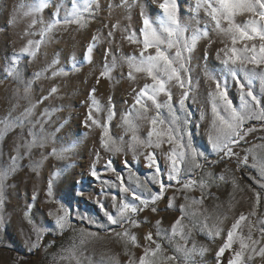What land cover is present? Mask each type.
<instances>
[{
  "label": "rangeland",
  "instance_id": "obj_1",
  "mask_svg": "<svg viewBox=\"0 0 264 264\" xmlns=\"http://www.w3.org/2000/svg\"><path fill=\"white\" fill-rule=\"evenodd\" d=\"M35 2L0 0V120L9 113L12 117H22L31 108L32 112L26 119L41 121L44 130L43 147H33L28 155L21 147L23 159L3 181L5 202L0 210L4 217V224L0 225V264H77V261L80 264H129L130 260H138L144 255L149 244L145 236L149 232L154 234L156 243L161 246L154 255H150L153 264H228L232 250H226L219 258L217 253L227 232L241 214L251 221L252 239L260 242L256 247L264 246V237L257 230L258 221L264 220V189L250 178L259 179L258 171L250 167L238 170L235 158L211 163L218 157L208 143L212 118L208 94L215 91L216 80L225 79L223 53L220 56L217 53L226 45L229 48L232 46V37L217 31L203 9L196 10L197 0H176L178 19L189 28L185 36H189L194 29L203 31L207 27L208 30V36L197 43L191 54L187 65L190 71L184 73L192 83V91L185 102L191 112V123L187 127L192 132L193 144L205 152L209 161L197 170L193 178L204 179L207 187L203 192L199 187L187 192L177 191L179 186L169 188L164 198L155 205L158 212L145 209L137 217L141 221L138 227L125 225L121 228L108 225L100 204L114 212L112 196L117 195L119 199L123 195L118 191L117 174L123 176L126 183L134 184V177L129 180L130 173L123 161H129L132 172L144 180L154 171L147 167L145 155L155 151L163 168L165 154L170 148L167 143H162L159 148L138 145L134 159L133 151L128 147L133 133L121 119L134 103L133 90L139 91L145 83H151L150 78L142 73H135V80L128 77L126 58L138 55L142 45L130 43L126 36L133 32L140 36L144 16L158 24L162 15L159 5L163 0H95L94 15L83 14V27L76 23L57 25L47 35L35 57L25 55L21 58L19 78L9 76L8 68L13 56L27 46L29 40L41 39L40 29L53 21L57 9L61 18L72 9V0H50L48 7L41 12L31 13L30 8ZM250 15H238L234 23L242 25ZM34 19L42 23L38 22L30 28ZM113 25L117 27L113 28ZM224 26L227 27V22ZM109 32L113 33L111 37ZM93 37L98 38L95 43ZM244 43L251 45L253 41L238 40L236 46L242 47ZM255 43L258 46L259 40ZM89 45H93L90 59L87 58ZM113 59L116 67L111 78L101 77L104 65L111 64ZM49 65L53 66L52 69ZM246 67L264 70V65L247 64ZM60 69L65 74L52 76L53 70ZM37 72L43 73L39 79L35 77ZM209 76L214 79H209ZM240 77L244 83L242 72ZM29 82L31 90L26 96L24 89ZM52 88L56 92L52 93ZM227 90L233 105L239 107L240 88L231 76L227 77ZM252 90L264 105V85L260 79L254 80ZM171 92L172 102L178 108L182 89L173 82ZM44 97L47 99H42ZM93 97L105 109L111 98L115 116L108 125L105 139L111 138L124 151H108L101 143L103 128L92 125L90 121L86 123ZM159 99L166 97L161 95ZM164 112L166 115L167 110ZM95 115L104 121L107 111ZM179 115L183 117V113ZM133 123L138 124L135 134L139 139H146L150 123L144 120H133ZM30 126L25 123L23 128L5 130L0 124V169H8L10 157L16 155L17 145L31 140L28 135ZM249 126H255L257 130L249 133L247 143L241 142L236 151L243 158L246 150L251 148L252 153L248 154L251 164L253 155L257 160L264 157V128L256 120L249 121L246 127ZM36 130L39 131V125ZM54 148L59 158L50 154ZM109 160L115 171L106 168ZM93 167L99 179L91 175ZM221 174L225 176L223 181L218 179ZM49 180H52L51 197L47 194ZM148 187L158 190V185L149 183ZM256 193L261 194L258 205ZM174 195V207L168 208V201ZM181 205L185 206L183 213ZM61 207L69 211L70 221V226L63 231L55 224L57 210ZM253 211L256 215L250 216ZM50 212L53 214L50 215ZM182 217L181 225L177 227H183L189 233L184 238L179 233L171 240L155 236L157 220L161 221L160 228L171 235L173 224ZM89 220L95 223H89ZM34 225L44 229L39 241L33 231ZM125 228L135 235V243L127 236L116 235L123 233ZM217 231L219 235H216ZM247 232L248 228L244 227L242 234ZM33 243L39 246L32 247ZM151 248L155 249L156 245L152 244ZM238 248L239 243H234L233 249ZM246 255H251L247 264H264V257Z\"/></svg>",
  "mask_w": 264,
  "mask_h": 264
},
{
  "label": "snow or ice",
  "instance_id": "obj_2",
  "mask_svg": "<svg viewBox=\"0 0 264 264\" xmlns=\"http://www.w3.org/2000/svg\"><path fill=\"white\" fill-rule=\"evenodd\" d=\"M50 0H36L30 8L31 13H39L44 8L48 7ZM95 0H72V9L67 12L63 18L59 15V9L54 14L55 18L51 23H48L40 29V40H29L28 45L23 47L18 54L13 56L11 64L8 68V75L19 78L18 65L23 56L35 57L37 50L41 44L46 40L47 35L53 32L57 25L76 23L81 27L84 26L85 19L84 13L89 16L94 15ZM98 6V5H97ZM162 9V15L159 23H155L147 16L143 17L142 27L140 29V36L129 33L126 39L130 43L141 44L138 55L129 56L126 58L129 72L128 77L135 80V73L145 74L150 78L151 83H145L139 91L133 90L135 93L134 103L131 108L122 116V122L127 126V129L132 131V143L128 147L133 151V157L136 159L137 146L159 148L162 143L170 145L168 152L165 154L166 164L161 168L159 160L155 151L148 152L145 155L147 167L154 169L150 177L141 180V178L132 172L129 161L124 160L125 168H128L130 176L129 180L134 177L133 183H126L125 178L119 174L116 180L119 181L118 191L123 194L119 199L117 195L112 196L114 212L104 209L103 204H100L104 215L107 218V223L110 226H119L123 228L125 225L129 227H138L141 223L137 219L139 214L145 209L150 208L152 212H158L159 209L155 206L158 201L164 198L165 192L169 188L177 187V191L187 192L197 187L203 192L207 187L204 179H194L193 176L197 174V170L202 169L204 164L209 163L204 151L198 149L192 140V132L187 127L190 123L191 112L186 107V100L189 98V93L192 91V83L190 78L184 76V73L190 71L188 68V61L197 43L208 36L207 27L201 31L198 29L191 30L189 36L185 33L189 31L188 26L181 24L177 16L176 0H163L159 5ZM203 9L209 17V22L213 24L217 31L223 32L232 37V46L229 48L227 45L220 49L217 53L218 56L223 53L222 64L224 65L226 76L223 81L216 80L215 91L209 92V99L211 103V123L210 131L208 134L209 146L214 152L218 160L211 163H219L224 160L236 159L238 170L245 167L256 169L259 173L257 177H250L254 182L259 184L261 189H264V157L259 160L253 155V162L249 164L248 154L252 153V149L246 150L243 158L236 151V148L241 146V142L247 143L246 137L249 133L256 131L255 126L246 127L249 121L256 120L261 122V127L264 128V105L261 99L253 94V82L260 79L261 84L264 85V70L257 71L256 67L248 69L247 64L256 66L264 65V0H197L196 10ZM245 13L251 14L250 17L242 25L235 24L234 19L238 15ZM29 13H25L28 15ZM143 15V14H142ZM37 21L34 19L29 26L33 27ZM227 22V27L224 26ZM116 28L117 25H113ZM32 33H29L31 35ZM112 32L108 33L111 37ZM97 37H93V42L97 41ZM259 40V45L255 41ZM253 41L251 45L244 43L242 47H237V41ZM93 45H89L87 49V58L90 59ZM152 50V51H150ZM49 65V69H52ZM75 69V65L73 66ZM116 67V61L113 59L111 64H105L100 76L111 78V73ZM243 73L244 83L241 82L240 73ZM42 72L35 74L36 79H39ZM65 74L63 69L53 70L52 76ZM231 76L232 80L240 88V105L236 107L229 99L227 90V77ZM209 79L214 77L209 76ZM175 82L182 89L181 98L179 99L178 108L173 104V95L171 92V85ZM187 85V87H185ZM247 86V91H245ZM31 90V82L27 84L24 89L27 96ZM95 89H93V92ZM51 92H56L55 88ZM51 94V93H50ZM163 95L166 97L160 100L159 97ZM42 99H47L44 97ZM150 102V103H149ZM34 107V106H33ZM167 110L165 115L164 110ZM107 111L106 120L101 121L95 113ZM32 109L29 108L23 113L22 117H12L11 113L3 120H0L5 128L11 129L14 127L23 128L25 123L31 126L28 130V135L31 140L26 141L23 145H17L15 151L16 155L11 156V164L7 170L0 169V210L3 209L5 202L4 184L3 181L7 175L14 172L23 156L20 153V148L26 149L25 155H28L31 149L35 146L43 147V123L41 121L32 122L26 118L30 116ZM154 112V115H150ZM183 113V117L179 115ZM46 114V113H45ZM114 106L111 104L109 98V105L105 109L94 97L91 100V105L87 115V120L92 125L103 128L101 135L102 146L110 152H121L124 148L118 146L111 138L108 140L105 137L108 134V125L114 118ZM204 114H201V119ZM135 121H148L151 125L147 132V138L144 140L139 139L135 134L138 124ZM39 125V131H37ZM164 126V127H160ZM123 139V138H121ZM51 155H56L59 158L57 150L54 148ZM99 158V157H98ZM106 168L112 169L111 160L108 161ZM115 171V169H112ZM91 175L99 179L98 173L93 167ZM210 176L212 174H209ZM219 180H225V176L221 174ZM111 184L112 182H108ZM158 185V190L148 187V184ZM48 196H52V180L48 183ZM256 204L261 201V194L256 193ZM35 198V197H34ZM187 199V197H185ZM175 195L169 199L167 207H174ZM200 203L201 201H194ZM255 207V206H254ZM180 210L183 213L185 206L181 205ZM52 215L53 213H49ZM250 216L256 215L255 211L249 213ZM182 218H178L173 224L171 235L167 230L161 229V221H156L155 236L161 239L171 240L178 233L181 238H184L189 233L184 231L183 227L178 229L181 225ZM89 223L95 221L89 220ZM4 224V217L0 214V225ZM56 226L63 231L66 226H70L69 211L63 207L57 210ZM258 231L264 237V220L258 221ZM247 227L248 232L243 235V228ZM238 230L241 234L238 235ZM33 231L36 233L37 241L42 237L44 229L33 226ZM117 236H127L133 243L136 237L127 228L123 233H116ZM216 235H219L217 231ZM145 240L149 244L145 247L144 255L139 257L138 260H130L129 264H153L150 255H154L160 249V244L156 243L154 234L149 232L145 236ZM239 243L238 249H233L234 243ZM260 242L252 239V224L244 214L232 224L231 229L227 232L226 239L223 246L217 253L218 258L223 256L226 250H232V258L228 260V264H247L251 259L249 254H257L264 257V246L257 248L256 245ZM155 244L156 248L152 249L151 245ZM38 243H33L32 247H38ZM187 255V252L185 253ZM174 259V257H168ZM77 264H80L77 261Z\"/></svg>",
  "mask_w": 264,
  "mask_h": 264
}]
</instances>
